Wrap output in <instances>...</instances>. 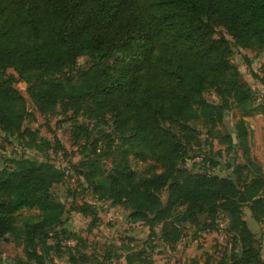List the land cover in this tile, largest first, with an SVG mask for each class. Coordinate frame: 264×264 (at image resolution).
I'll return each mask as SVG.
<instances>
[{
	"label": "trees",
	"instance_id": "1",
	"mask_svg": "<svg viewBox=\"0 0 264 264\" xmlns=\"http://www.w3.org/2000/svg\"><path fill=\"white\" fill-rule=\"evenodd\" d=\"M219 27L228 38L217 35ZM243 49L264 51V0H0V133L4 141L14 137L23 153L47 148L68 158L56 138L47 141L25 123L34 111L50 117L58 107L60 114L71 112L88 123L75 124L81 159L67 164L95 201L123 207L130 223L159 227L168 247L179 241L181 225L198 226L204 215L207 227L217 230L216 219L224 215L237 253L221 264H264L241 210L247 207L264 225L259 167L248 158L237 166L232 156L230 176L211 175L218 164L190 143L192 123L201 122L209 138L232 108L242 117L250 113L251 88L231 63ZM81 57L90 62L86 69L77 68ZM7 69L26 85L33 112ZM66 73L75 74V83L61 79ZM210 90L217 104L205 98ZM234 134L247 147L241 119ZM222 142L234 153L230 135ZM130 153L155 161L162 172L136 180ZM104 158L113 162L106 177ZM195 158L196 175L177 169ZM13 166L0 170V250L22 247L27 263L44 264L63 242L80 241L66 222L69 212L89 217L91 228L98 215L94 205L67 208L54 198L51 188L66 176L52 161L20 156Z\"/></svg>",
	"mask_w": 264,
	"mask_h": 264
},
{
	"label": "rangeland",
	"instance_id": "2",
	"mask_svg": "<svg viewBox=\"0 0 264 264\" xmlns=\"http://www.w3.org/2000/svg\"><path fill=\"white\" fill-rule=\"evenodd\" d=\"M217 35L221 34L228 38L224 29L217 28ZM231 63L239 73L240 82L246 83L252 91L250 100V113L242 117L239 110L232 108L224 116L223 125H217L214 137L206 138L202 130L201 122L191 124L195 136L191 143L192 149H199L207 154L213 162L218 165L209 170V173L219 177H228L231 170L226 163L233 159L237 166L248 164L247 158L253 161L260 169L264 178V51L255 49H243L236 51L231 58ZM90 65L86 57L77 60L78 69H86ZM12 75L15 79L14 88L21 93L26 102V109L34 111L26 93V85L18 79L11 69L6 70V76ZM64 81L75 83V74L66 73L61 76ZM205 98L217 104L218 99L213 91H207ZM61 108H57L58 115L50 117L35 113V118L25 127L35 129L39 136L47 141L56 138L60 145L67 151L70 165H76L80 159V147L74 144V127L76 123L83 122L81 117H74L71 112L60 114ZM242 120L246 129L247 147L238 145L234 134V127L238 120ZM88 123V122H83ZM91 126V125H89ZM249 131L252 136L250 139ZM97 131H94L96 134ZM224 135H230L235 144L234 153L228 150L222 142ZM12 137L9 141L3 140L0 133V170L2 168L12 170L13 161L20 156L36 158L40 162L45 160L55 161L53 154L44 148L43 151H23L16 146L17 142ZM132 153V152H131ZM129 155V164L136 175V180L148 178L162 172L160 164L153 160H139L133 154ZM200 158L186 161L177 165V169L188 175H196L199 171L197 165ZM104 177L112 167L111 158H104ZM246 175L244 170L242 178ZM80 176L71 170L61 184L51 188V193L57 201L70 208L71 205H94L97 212V221L91 228L89 217L75 212H69L66 222L70 230L79 236L80 241L73 246L61 247L57 254L49 253L48 260L44 264H125V258L130 257L131 264H137L139 260L149 264H221L223 261L229 263L237 251H233V239L226 233V229L217 230L207 227L206 216H199V225L193 226L183 224L180 226L181 236L177 244L168 247L159 239V227L151 231L141 222L130 223L127 216L128 211L121 206L111 207L109 202H93L90 191L84 190L80 185ZM162 202H166V190L159 194ZM93 203V204H92ZM242 219L254 237V247L258 250L261 260L264 262V225L255 222L247 207H242ZM22 216L36 215V211H22ZM221 215V214H220ZM227 221L224 215L216 219V225ZM225 221V222H224ZM74 247V248H73ZM82 260H86L83 263ZM0 264H34L27 263L22 254V247L14 252L0 250Z\"/></svg>",
	"mask_w": 264,
	"mask_h": 264
},
{
	"label": "built area",
	"instance_id": "3",
	"mask_svg": "<svg viewBox=\"0 0 264 264\" xmlns=\"http://www.w3.org/2000/svg\"><path fill=\"white\" fill-rule=\"evenodd\" d=\"M50 153L54 155L53 158H54L55 161L54 162L52 161V162L56 166V168H58L61 171H63L65 176L67 174L71 173L70 167L68 166V164H67V162H66V160H65V158H64V156H63V154L61 152H57V153L50 152ZM92 200H93V202H96L93 197H92ZM219 216L221 217L220 214L218 215V217ZM218 217H217V219H218ZM226 225H227L226 222H225V224H223V223H218V221H217L218 229L225 230L226 229ZM65 245L66 246H72V245H74V241L73 240H69V241L65 242Z\"/></svg>",
	"mask_w": 264,
	"mask_h": 264
},
{
	"label": "water",
	"instance_id": "4",
	"mask_svg": "<svg viewBox=\"0 0 264 264\" xmlns=\"http://www.w3.org/2000/svg\"><path fill=\"white\" fill-rule=\"evenodd\" d=\"M249 136H250V139H251V136H252V133H251V131H249Z\"/></svg>",
	"mask_w": 264,
	"mask_h": 264
},
{
	"label": "crops",
	"instance_id": "5",
	"mask_svg": "<svg viewBox=\"0 0 264 264\" xmlns=\"http://www.w3.org/2000/svg\"><path fill=\"white\" fill-rule=\"evenodd\" d=\"M112 207V206H111Z\"/></svg>",
	"mask_w": 264,
	"mask_h": 264
}]
</instances>
